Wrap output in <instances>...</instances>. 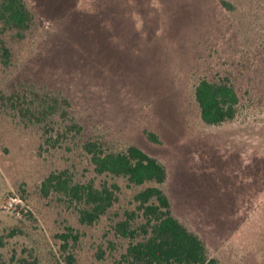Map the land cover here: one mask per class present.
Segmentation results:
<instances>
[{
	"label": "rangeland",
	"instance_id": "1",
	"mask_svg": "<svg viewBox=\"0 0 264 264\" xmlns=\"http://www.w3.org/2000/svg\"><path fill=\"white\" fill-rule=\"evenodd\" d=\"M24 1L28 29L0 21L10 50L0 63V264H127L143 235L125 237L118 225L133 211L132 229L144 222L135 195L150 186L217 264H264V0ZM225 78L238 113L207 124L196 87ZM91 140L110 152L142 149L167 179L97 174L84 150ZM64 170L75 182L120 186L96 223L80 221V204L43 194V181ZM63 233L73 235L66 246Z\"/></svg>",
	"mask_w": 264,
	"mask_h": 264
},
{
	"label": "trees",
	"instance_id": "2",
	"mask_svg": "<svg viewBox=\"0 0 264 264\" xmlns=\"http://www.w3.org/2000/svg\"><path fill=\"white\" fill-rule=\"evenodd\" d=\"M0 21L6 26L19 30L28 29L33 16L24 0H0ZM10 50L0 37V63H8ZM11 97L10 99H13ZM196 99L201 110V117L207 124H220L233 120L238 113L240 97L229 79L211 81L202 79L196 87ZM27 108L24 115L41 120L39 116ZM56 113L40 111L43 118ZM44 120V119H43ZM72 128H78L73 124ZM153 141L159 142L156 134L150 133ZM84 150L91 156L97 174L122 176L131 184L142 185L147 182L161 184L167 179V170L162 162L136 146L126 151L110 152L96 141L84 143ZM120 186L117 183L98 187L94 181L75 182L67 170L51 173L42 184L45 196L58 193L70 203L80 204L79 219L82 223L92 225L100 220L118 200ZM139 203L138 210L144 217L139 228L132 229L131 222L136 212L128 213L127 220L119 223V230L125 237L143 238L132 243L124 255L127 264H217L204 241L196 233L190 231L172 213L169 197L159 186H150L135 195ZM72 234L63 233L64 246L68 244ZM73 236V235H72ZM74 238L78 237L74 235ZM70 256V263L72 262ZM28 264H38L32 261Z\"/></svg>",
	"mask_w": 264,
	"mask_h": 264
}]
</instances>
